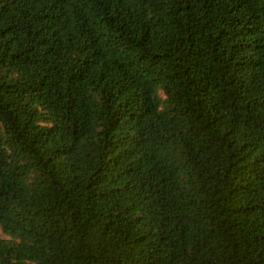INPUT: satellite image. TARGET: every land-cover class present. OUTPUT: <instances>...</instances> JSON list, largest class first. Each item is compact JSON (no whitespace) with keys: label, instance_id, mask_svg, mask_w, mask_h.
Masks as SVG:
<instances>
[{"label":"trees","instance_id":"16d2710c","mask_svg":"<svg viewBox=\"0 0 264 264\" xmlns=\"http://www.w3.org/2000/svg\"><path fill=\"white\" fill-rule=\"evenodd\" d=\"M0 264H264V0H0Z\"/></svg>","mask_w":264,"mask_h":264},{"label":"rangeland","instance_id":"374dc122","mask_svg":"<svg viewBox=\"0 0 264 264\" xmlns=\"http://www.w3.org/2000/svg\"><path fill=\"white\" fill-rule=\"evenodd\" d=\"M0 234H1V231H0Z\"/></svg>","mask_w":264,"mask_h":264}]
</instances>
